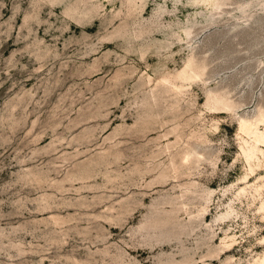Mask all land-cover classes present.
<instances>
[{"label": "rangeland", "instance_id": "rangeland-1", "mask_svg": "<svg viewBox=\"0 0 264 264\" xmlns=\"http://www.w3.org/2000/svg\"><path fill=\"white\" fill-rule=\"evenodd\" d=\"M0 264H264V0H0Z\"/></svg>", "mask_w": 264, "mask_h": 264}]
</instances>
